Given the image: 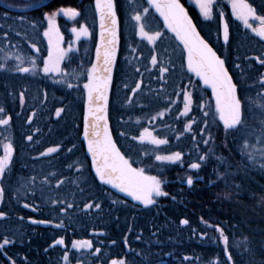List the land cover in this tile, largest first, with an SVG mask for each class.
<instances>
[{
    "label": "trees",
    "instance_id": "16d2710c",
    "mask_svg": "<svg viewBox=\"0 0 264 264\" xmlns=\"http://www.w3.org/2000/svg\"><path fill=\"white\" fill-rule=\"evenodd\" d=\"M180 2L200 35L225 61L238 93L247 101L260 89L259 77L264 75V64L256 59H264V38L234 14L232 0H214L209 18L188 0ZM130 3L116 0L118 42L107 123L116 147L133 167L159 177L167 195H154V203L144 205L101 182L87 151L83 83L97 62L101 33L95 0H45L24 10L0 0V65H4L0 107L5 109L0 118L11 116L8 125H0V156L9 141L15 149L0 180L4 188L0 211L6 214L0 217V244L5 238L10 241L0 247V264H111L112 259H125L126 264H264V158L258 151L264 144L254 146L255 159L241 151V133L225 128L215 112L212 89L188 69L187 50L163 17L150 8L143 18L146 31L162 34L153 43L138 34ZM247 3L264 15V0ZM68 8L77 9L79 15L56 17L49 45L44 35L48 15ZM249 22L257 26L254 19ZM85 25L89 34L75 42L73 29ZM57 33L66 50L63 76L42 71ZM33 59L37 68L28 73L15 70L31 67ZM165 67L168 72H161ZM61 79L79 87L68 88L57 82ZM136 83L141 86L133 94ZM185 92L192 95L186 115ZM248 124L257 121L250 119ZM145 128L168 142L141 141L138 137ZM56 145H60L56 152L46 153ZM177 151L182 153L180 160L155 159ZM221 157L226 164H220ZM191 163L201 167L193 169ZM189 176L192 185L187 184ZM58 180L63 182L57 187ZM220 229L229 238L227 245ZM61 238L63 244L55 243ZM75 241H91L92 247L75 248Z\"/></svg>",
    "mask_w": 264,
    "mask_h": 264
},
{
    "label": "snow or ice",
    "instance_id": "6c2138e0",
    "mask_svg": "<svg viewBox=\"0 0 264 264\" xmlns=\"http://www.w3.org/2000/svg\"><path fill=\"white\" fill-rule=\"evenodd\" d=\"M200 12L204 17H210L212 13V7L214 0H195ZM147 6H144V5ZM95 6L100 15V47L96 51V63L91 66V69L86 73V82L83 83V88L87 90V106L88 115L85 118L84 138L87 141V151L91 154L92 164L95 166L96 175L99 180L105 184L111 185L114 188L119 189L123 193H127L137 201H141L144 205H150L154 203V195H167L162 190V182L159 177L147 175L143 168H135L128 158L116 147L115 142L112 139L110 129L107 123V104L108 93L112 82L113 66L116 60L117 54V42H118V17H117V5L116 0H95ZM154 8L159 12L164 19L166 27L175 34V37L182 43L183 48L187 50V67L195 73L196 76L203 80V83L212 89V94L215 96V112L218 114L219 119L223 121L226 129H233L234 131L241 133L242 143L241 151L249 156L250 159H255V152L249 153L247 151L250 147L249 135L253 138L258 137L259 142L264 144V75L259 77L260 89L255 91L247 101L242 98V95L238 93V84L233 81L228 69L225 66V61L217 55L208 42L200 35L197 30L196 24L192 18L188 15L187 9L180 2V0H143L140 3L139 0H131L130 10L133 15L132 18L137 22L138 34L142 38H147L151 42L161 37L159 31L148 32L145 30L143 18L149 13V9ZM232 8L234 14H236L241 20H243L245 26L250 28L259 37L264 38V15L257 14L256 9L247 0H232ZM60 12L65 14H71L73 17L79 15V11L75 8L60 9L56 13ZM222 15V13H221ZM250 18L257 22V26H254L249 22ZM49 28L44 32V35L49 37V45H52V35L54 31L55 22L53 15H48ZM77 34V38L80 35H88L89 31L87 26H83L81 30L73 29ZM7 36V33H4ZM224 39H228V25H224ZM36 47L35 44L32 45ZM39 51V49H37ZM66 50L60 47L59 34L57 33V40L54 48H50L49 54L43 63L42 71L45 74L58 73L67 75L61 68V63L65 59ZM19 59V58H18ZM261 64H264V59L260 57L256 58ZM153 64L156 63V57L152 56ZM23 63V61H21ZM38 66L35 64L34 59L31 61V67L18 66L15 70L18 72L28 73ZM4 65H0V69H3ZM137 72L139 69H135ZM161 72H168V68H161ZM78 78V74L73 73ZM58 83L65 84L66 87H79V85H73L66 80H59ZM141 86L140 83H136L131 92L135 94L137 89ZM125 88H128L127 84H124ZM23 99V93L20 94ZM184 100V114L186 115L190 111V104L192 102L191 93L185 92L183 96ZM63 111V108L56 110V115L59 116ZM5 109L0 107V113H4ZM163 115V113H158ZM208 115L207 112L204 113ZM252 119L257 121L256 125H249L248 121ZM11 120V116L8 115L4 118H0V125H8ZM207 124V121H205ZM188 130H191V121L186 125ZM203 131V130H202ZM27 139L31 141L32 136H28ZM141 141L149 139L152 144L160 145L165 144L168 141L166 139H160L152 135L149 129H144V134L139 136ZM195 139V137H193ZM208 143V141H204ZM60 145L48 147L46 153H54L58 150ZM15 149L12 143L9 141L4 148V154L0 156V180L6 175V169L12 163V154ZM46 153H41L45 155ZM261 158H264V147L259 149ZM205 155L200 157L201 160L205 159ZM182 153L177 151L169 155H156L157 161H176L180 160ZM220 164H226L222 157L218 158ZM193 169L201 167L200 163H191L189 165ZM71 168V165H68ZM82 167V165H81ZM221 176H225L226 173H219ZM34 179V177L32 178ZM45 182L48 178L45 177ZM63 181H57V187ZM193 180L189 176L187 184L192 185ZM4 192L3 185L0 184V198H2ZM58 201L53 200V203ZM71 206V205H69ZM91 207L92 205H85ZM99 208V203L94 205ZM65 209L61 208V211ZM6 214L0 211V217H4ZM40 223H47V221H40ZM183 223L187 224L188 221L184 220ZM219 227V226H217ZM220 234L223 237L225 244L228 243V236L224 235L223 229H220ZM8 239H4L0 247L9 244ZM55 243L63 244V238L55 241ZM75 248H91V241H75L73 243ZM99 252L100 249H95ZM230 258V256H229ZM67 259V256H65ZM15 264V261H13ZM77 264H80L78 261ZM111 264H126L125 259H112Z\"/></svg>",
    "mask_w": 264,
    "mask_h": 264
},
{
    "label": "rangeland",
    "instance_id": "374dc122",
    "mask_svg": "<svg viewBox=\"0 0 264 264\" xmlns=\"http://www.w3.org/2000/svg\"><path fill=\"white\" fill-rule=\"evenodd\" d=\"M1 1H2V3H4L8 7L24 10V9L39 6L45 0H1ZM188 2L193 4L196 7V9L200 12V9H199L198 5L196 4L195 0H188ZM62 13H64V12H60L58 15L56 14L53 17V20L55 21L56 17H58ZM200 14L203 16V14L201 12H200ZM65 15H66V18H72L73 17L71 14H65ZM205 18H209V17H205ZM48 27H49V21H48ZM84 36L87 37L86 35H80L79 38H77V34H76L75 42L78 41L80 38H83ZM63 42L64 41L60 40V47L65 49ZM249 143L251 146L248 147L247 151L249 153H252L255 151L254 146L256 145V143H259V138L258 137L253 138L251 135H249ZM259 149H260V146L258 148V151H259Z\"/></svg>",
    "mask_w": 264,
    "mask_h": 264
}]
</instances>
